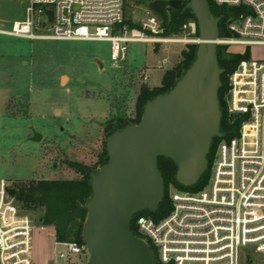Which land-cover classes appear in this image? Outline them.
Listing matches in <instances>:
<instances>
[{
    "label": "built area",
    "instance_id": "obj_1",
    "mask_svg": "<svg viewBox=\"0 0 264 264\" xmlns=\"http://www.w3.org/2000/svg\"><path fill=\"white\" fill-rule=\"evenodd\" d=\"M8 1L27 3L25 17L12 22L10 29L0 26L1 35L107 42L117 68L126 61L132 43L182 42L163 38L160 18L143 4L154 0ZM134 2H142L144 8L142 28H119ZM213 2L240 9L228 25L234 37L219 38L218 46L245 47L250 57L230 77L228 127L216 147L208 185L196 193L171 188L168 216L160 221L149 216L136 219L137 236L154 247L159 264H240L244 249L264 254V60L252 59L250 53L252 47L264 46V0ZM197 29L194 21L183 27L193 37ZM9 186L0 179V264H36L34 233L42 227L48 229L52 242L50 264H86L85 245L58 241L54 227L42 226L19 208L9 196Z\"/></svg>",
    "mask_w": 264,
    "mask_h": 264
},
{
    "label": "rangeland",
    "instance_id": "obj_2",
    "mask_svg": "<svg viewBox=\"0 0 264 264\" xmlns=\"http://www.w3.org/2000/svg\"><path fill=\"white\" fill-rule=\"evenodd\" d=\"M26 7L25 2L0 0L1 28L23 20ZM126 18L141 24L143 5L130 4ZM163 38L182 42L132 43L126 61L117 68L107 42L0 34V179L10 185L79 179L68 161L94 167L107 139V124L136 118L141 89L160 86L164 73L198 41L184 30L180 36ZM228 52L246 54L247 48L232 46ZM250 53L252 59L264 60V46L252 47ZM164 61L168 65L163 66ZM35 133L42 137L34 140ZM33 250L36 264H50L48 229L35 231ZM240 264H264V254L244 249Z\"/></svg>",
    "mask_w": 264,
    "mask_h": 264
},
{
    "label": "water",
    "instance_id": "obj_3",
    "mask_svg": "<svg viewBox=\"0 0 264 264\" xmlns=\"http://www.w3.org/2000/svg\"><path fill=\"white\" fill-rule=\"evenodd\" d=\"M184 0H154L146 6L165 31L169 10ZM198 24L195 60L168 93L146 103L141 122L117 130L106 139L108 162L91 174L93 195L85 204L87 218L82 239L86 264H158L150 244L131 229L133 218L157 212L165 195L158 159L177 166L176 181L185 188L197 185L209 170L208 156L221 131L219 91L224 71L218 62L220 38L217 18L208 0H189ZM53 21V11H47ZM42 136L34 134V140Z\"/></svg>",
    "mask_w": 264,
    "mask_h": 264
},
{
    "label": "trees",
    "instance_id": "obj_4",
    "mask_svg": "<svg viewBox=\"0 0 264 264\" xmlns=\"http://www.w3.org/2000/svg\"><path fill=\"white\" fill-rule=\"evenodd\" d=\"M188 2L189 0H184V5L178 10H169V25L163 32V36H180L183 32L184 25L191 21L197 23L191 11L183 12ZM208 2L214 16L221 18L219 24L220 38L234 37L229 31L228 25L236 17L240 9L217 6L213 0H208ZM136 4L142 5V2H136ZM124 27H128L130 30H140L142 28L141 24H136L130 18H126L119 28L122 29ZM194 37L199 38V29H197V34ZM197 48V44H191L186 51H183L182 61L173 69L167 70L164 73L159 87L153 89L143 87L136 102V118L128 121L121 119L110 121L105 128L107 137L117 130L124 129L128 125H138L141 122L146 103L160 95L170 92L175 87L176 83L195 60ZM249 57V52L244 55L233 54L228 52V47L218 46V62L220 68L224 71L221 77L222 87L219 91L222 111V132L228 127L226 96L229 89L230 77L239 63ZM237 127L236 124L234 126L236 131ZM219 141L218 138L214 140L208 156L209 170L203 175L199 183L191 188H185L177 183V166L172 160L164 157L158 159L159 169L165 183L164 199L157 212L143 211L133 218L131 229L136 235H139V232L137 231L135 222L139 216H149L155 221H160L170 214L172 210V201L169 195L171 188L191 193L205 189L210 180L212 163ZM108 159L105 141L103 144V152L100 154L99 161L94 167L75 161L67 162L68 167L80 175L79 179H54L14 183L8 188L9 196L15 200V203L25 213L36 215L35 219L39 220L42 226L54 227L58 241L76 242L84 245L82 233L88 213L84 206L93 195L91 174L106 164ZM151 248L157 257L156 250L153 246Z\"/></svg>",
    "mask_w": 264,
    "mask_h": 264
},
{
    "label": "crops",
    "instance_id": "obj_5",
    "mask_svg": "<svg viewBox=\"0 0 264 264\" xmlns=\"http://www.w3.org/2000/svg\"><path fill=\"white\" fill-rule=\"evenodd\" d=\"M157 87H159V86H157Z\"/></svg>",
    "mask_w": 264,
    "mask_h": 264
},
{
    "label": "bare ground",
    "instance_id": "obj_6",
    "mask_svg": "<svg viewBox=\"0 0 264 264\" xmlns=\"http://www.w3.org/2000/svg\"><path fill=\"white\" fill-rule=\"evenodd\" d=\"M65 80V79H64Z\"/></svg>",
    "mask_w": 264,
    "mask_h": 264
}]
</instances>
